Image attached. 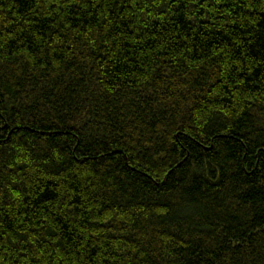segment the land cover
I'll list each match as a JSON object with an SVG mask.
<instances>
[{
    "label": "trees",
    "instance_id": "obj_1",
    "mask_svg": "<svg viewBox=\"0 0 264 264\" xmlns=\"http://www.w3.org/2000/svg\"><path fill=\"white\" fill-rule=\"evenodd\" d=\"M0 264H264V0H0Z\"/></svg>",
    "mask_w": 264,
    "mask_h": 264
}]
</instances>
